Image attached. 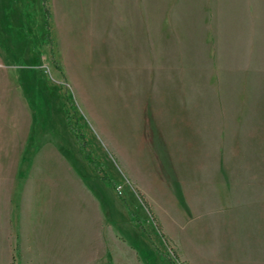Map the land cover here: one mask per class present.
I'll return each instance as SVG.
<instances>
[{"label":"rangeland","instance_id":"obj_1","mask_svg":"<svg viewBox=\"0 0 264 264\" xmlns=\"http://www.w3.org/2000/svg\"><path fill=\"white\" fill-rule=\"evenodd\" d=\"M70 1L46 0L48 39L42 0H0L1 177L12 162V215L8 220L7 208L0 220V264L48 263L36 251L31 262L24 259L36 229L22 230L21 249L16 234L22 184L49 145L103 197L126 239L118 238L135 250L136 260L128 250L119 252L120 264H180L172 249L191 264H209L203 249L211 251V264H264L263 220L257 231L242 234L246 221L235 212L226 219L231 235L183 236L184 220L193 213L164 129L169 121L183 127L185 111L193 116L201 101L205 110L230 114L264 107V0H134L132 26L113 0ZM73 125L114 187L85 160ZM254 207L263 217L264 204L248 206ZM40 208L30 207L31 225L42 223ZM178 214L186 216L183 222Z\"/></svg>","mask_w":264,"mask_h":264},{"label":"crops","instance_id":"obj_2","mask_svg":"<svg viewBox=\"0 0 264 264\" xmlns=\"http://www.w3.org/2000/svg\"><path fill=\"white\" fill-rule=\"evenodd\" d=\"M113 1L118 14L124 15L121 19L133 24L134 0ZM118 28L123 27L118 25ZM247 102H250L249 97ZM203 104L201 101L193 116L185 111L183 127L178 129L170 121L165 124L169 127L164 126L171 160L193 213L192 218L186 220V216L178 214L177 219L185 222L182 234L191 240L231 235L227 232L229 221L226 219L235 212L246 221L242 234L257 231L264 216L257 208L251 210L248 206L259 201L264 204V107L252 112L244 103L245 109L240 115L237 109L234 114L225 108L223 111L210 107L205 110ZM1 142V148H6V141ZM153 165H156L155 160ZM153 172L155 174V168ZM153 181L157 182L156 178ZM34 203L40 205L43 221L31 225L35 220H30L29 212ZM222 206L229 207L222 209ZM7 208L10 220L11 161L9 174L0 176V220H6ZM17 227L20 249L22 230L36 229V241L27 244L24 259L28 262L32 260L31 252L36 251L40 259L46 258V264H120L118 253L123 249L136 260L132 246L119 239L126 238L115 229L103 197L92 190V184L84 181L53 145L38 153L30 165L21 187ZM263 232L260 230L261 234ZM199 253L207 263L213 262L210 250L203 249Z\"/></svg>","mask_w":264,"mask_h":264},{"label":"trees","instance_id":"obj_3","mask_svg":"<svg viewBox=\"0 0 264 264\" xmlns=\"http://www.w3.org/2000/svg\"><path fill=\"white\" fill-rule=\"evenodd\" d=\"M43 1V7H44V31H45V35L48 39H50V30H49V20H50V13L48 10V7L46 6V0H42ZM72 130L74 131V134L76 136V138L79 141V145H80V149L83 153V156L85 158V160L96 170V172H98L100 174V179L106 181L108 184H110L111 186L114 187V182L113 179L107 175V173L105 172V170L102 167L101 162L95 158L91 151L87 149L86 147V142L84 139V135L76 128L75 125L72 126ZM137 196L142 204V206L147 210L150 218L152 219V221L154 222L157 231L160 233V237L163 239V241L167 244L170 245L171 244V240L170 238L164 234V232L162 231V226L161 223L158 219V217L156 216L155 212L152 209V206L149 204L148 200L146 199L145 195L140 191L137 190L136 191ZM121 201H123V199L119 198ZM135 216V215H134ZM136 221L138 222V218H136ZM173 251V256L180 262V264H191L189 261H183L180 259V255L178 253V251L176 249H172ZM168 264H175L173 259H170Z\"/></svg>","mask_w":264,"mask_h":264}]
</instances>
